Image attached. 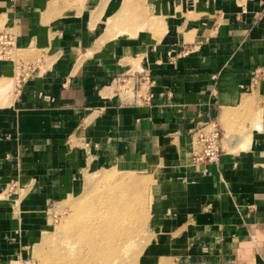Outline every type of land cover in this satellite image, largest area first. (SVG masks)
Here are the masks:
<instances>
[{"label":"crops","instance_id":"0c3cea01","mask_svg":"<svg viewBox=\"0 0 264 264\" xmlns=\"http://www.w3.org/2000/svg\"><path fill=\"white\" fill-rule=\"evenodd\" d=\"M124 2L0 0V28L14 30L17 50L44 55L14 95H0V257L95 158V170L156 164L171 181L156 217L190 221L178 264H264V78L252 83L264 69V0H130L131 32L105 33L99 21H115ZM153 19L163 22L154 31ZM13 74L0 62V86ZM212 120L223 155L195 165L189 132Z\"/></svg>","mask_w":264,"mask_h":264},{"label":"rangeland","instance_id":"374dc122","mask_svg":"<svg viewBox=\"0 0 264 264\" xmlns=\"http://www.w3.org/2000/svg\"><path fill=\"white\" fill-rule=\"evenodd\" d=\"M129 1L125 0V4H129ZM125 7L127 8V6ZM122 10L117 13L115 21L111 19L99 21L105 33L111 31L116 33L113 28L117 32L121 30H125L126 34L131 32L128 23L133 24L136 21L137 17L133 14L135 12L132 10L126 13V15L128 14L126 16ZM137 11L141 16L140 7H137ZM104 17L105 15L102 16V18ZM161 25H163L162 21L153 19L151 28L154 31ZM4 31L14 32L12 28H0V33ZM190 36L185 38L186 43L195 42V38ZM16 50L10 60H3V62H12V66L13 64L15 66V62L20 59L26 63L32 62L36 71H39L44 59L43 54L40 52L36 54L33 52L23 53ZM260 70L259 76L264 73V69ZM3 81L5 86H10L8 91H4L3 94L6 97L14 95V92L17 91L15 74ZM260 122V120L255 121L251 127ZM191 146L192 157L195 144L191 142ZM96 161L99 162L98 159L89 158L78 175L69 177L62 184V190L60 189L56 194L52 203L41 210L36 218L31 217L26 228L19 231L18 240L20 239L21 247L14 254L0 257V261H7L10 264H46V257L47 260L52 261L57 255L66 254L67 258L64 262L80 264L81 258L85 257L87 251H83L77 257L73 256L72 259L68 252L81 249L83 244L81 240H85L92 232L102 231L106 226H109L110 230H113V237L116 240L114 257L116 261L113 264L179 263L178 259L190 239L187 234L190 221L172 211L164 213L162 210L165 217H156L159 215L157 204L163 203L164 205L167 200L165 187L171 185L170 180L157 177L158 165L154 164L149 167H153L156 174L148 169L138 173L123 169L119 165L116 166V169L95 170L91 163ZM138 175H144L147 180L151 181L143 183ZM128 179L136 185L141 184L148 192L142 194V189H137L138 193L134 190V193L129 191ZM10 189L9 186L6 188V196L11 195ZM156 195L159 196V201L156 200ZM162 196H166V198L163 199ZM3 198L7 197L3 195ZM158 219L161 223L154 227L155 221ZM28 226L29 228H27ZM25 229H32L34 236L30 237L29 235L25 238ZM72 234L76 239L71 238ZM186 235H188V241L185 238ZM130 242L136 243V248L131 249L127 260L122 259L124 256L121 249ZM104 261V258H99L96 262L93 260L92 263L101 264Z\"/></svg>","mask_w":264,"mask_h":264},{"label":"built area","instance_id":"2783aa9c","mask_svg":"<svg viewBox=\"0 0 264 264\" xmlns=\"http://www.w3.org/2000/svg\"><path fill=\"white\" fill-rule=\"evenodd\" d=\"M16 50V40L14 32L4 31L0 33V62L3 60H10L14 51ZM17 51V50H16ZM44 56V55H42ZM14 57V56H13ZM13 60V59H11ZM35 65L31 62H23L17 60L15 62V78L17 80L16 88L29 80V78L36 72ZM260 69L254 71L252 83L257 84L258 81L264 78V73L260 74ZM140 81L145 83L151 82V77L148 72H141ZM116 86L118 90L128 92L129 82L125 76L117 78ZM150 96L146 101L150 100ZM191 140L195 146L193 148L192 161L195 165H212L219 163L222 155V133L216 121L212 120L198 125L194 130L189 132ZM17 183L9 184L10 192L14 191Z\"/></svg>","mask_w":264,"mask_h":264},{"label":"bare ground","instance_id":"6f19581e","mask_svg":"<svg viewBox=\"0 0 264 264\" xmlns=\"http://www.w3.org/2000/svg\"><path fill=\"white\" fill-rule=\"evenodd\" d=\"M125 6H127V5H125ZM125 6H123L122 9L126 12ZM4 86H5V84L0 86V87H3V88H0V95H2L4 93V91H8V89L10 88L9 85L5 86V87ZM260 125H261V122L254 125L253 128H255L257 130L258 128H260ZM252 137H253L252 135H248L245 138V141L243 142L241 149H248L251 146V144L253 142ZM152 168L153 167L148 168V171H154ZM154 173H155V171H154ZM138 176L141 178V181L143 183H147L146 181H148V182L151 181V180L150 181L147 180L144 177V175H142V176L138 175ZM147 178L149 179L150 177H147ZM151 179H152V177H151ZM127 186H128V190L131 192H133V190L136 191L137 189H142V194H144L145 192H148L141 184L136 185L135 183H132L129 179L127 180ZM155 222H156V225H154V227L161 223L160 219L156 220ZM73 234L71 235V238L76 239V237ZM86 235H88V234H86ZM81 243H83L81 249H79L75 252H74V250H70L68 252L70 259H72L73 256L77 257L83 251H85V252L87 251L85 257L81 258L80 264H93L92 263L93 260H95V262H96V260H99V258L105 259V261L101 264H113V263H115L116 259L114 257H115L116 240H115V237H113V230H110L109 226H106L102 231L92 232L90 235H88L85 238V240H83V241L81 240ZM135 246H136V243H133V242L125 244L121 249V252L123 253V256H124L122 259L127 260L130 256L131 249L136 248ZM107 251H109V252H107ZM66 258H67L66 254L57 255V257L55 259H53L52 261L47 260V257H46L45 263L46 264H74V263L67 262V261L64 262L66 260ZM0 264H10V263L7 261H0ZM122 264H124V263H122Z\"/></svg>","mask_w":264,"mask_h":264}]
</instances>
